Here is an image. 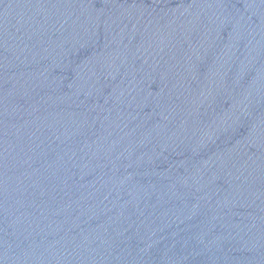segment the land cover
I'll return each instance as SVG.
<instances>
[{
	"label": "water",
	"instance_id": "water-1",
	"mask_svg": "<svg viewBox=\"0 0 264 264\" xmlns=\"http://www.w3.org/2000/svg\"><path fill=\"white\" fill-rule=\"evenodd\" d=\"M0 264H264V0H0Z\"/></svg>",
	"mask_w": 264,
	"mask_h": 264
}]
</instances>
